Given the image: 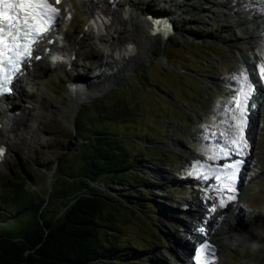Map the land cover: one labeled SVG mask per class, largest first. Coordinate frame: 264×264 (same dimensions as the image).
Segmentation results:
<instances>
[{
    "label": "rangeland",
    "instance_id": "374dc122",
    "mask_svg": "<svg viewBox=\"0 0 264 264\" xmlns=\"http://www.w3.org/2000/svg\"><path fill=\"white\" fill-rule=\"evenodd\" d=\"M83 12L76 6L73 18L60 22L56 47L62 45L65 50L56 53L57 69L49 71L48 61L42 62L41 79L35 82L32 77L25 85L26 93L13 100L17 111L32 106L28 124L42 123L41 135L34 139L29 135L13 137L11 149L0 163V178L14 177L19 171L33 189L47 197L45 218L61 217L67 210L64 204L69 202L65 200L63 204L59 192L70 190L79 169L76 162L79 147L90 142L91 133L82 130L80 125L83 127L93 120L100 126L108 120L106 128L120 136L127 153L132 158L139 155L145 159V163H139L138 173L147 186L133 191L147 196L141 203L152 206V215L134 210L126 198L130 193L127 187L124 190L103 182L89 186L94 192L133 208L134 213L126 211L125 216L119 217L115 238V243L127 251L131 247L146 250L133 264H182L176 244L186 234L175 230L174 221L167 218L184 212L178 206L184 207L192 200L208 205V199L215 200L216 212L222 209L221 205L232 208L237 214L235 224L244 227L259 249L248 243L238 249L214 250V255L211 251H202L201 257H194L191 264H201V261L205 264H264V107L259 115L257 140L252 143L254 159L246 182L245 175L240 185L232 182L230 169L226 167L231 164H215L211 160L215 151H209V142L217 138L213 133L221 130L217 120L220 108L235 99L232 96L234 78L243 79L231 72L239 68L238 63L246 69L248 63H242L243 57L256 61V56L237 50L231 54L221 43L201 44L219 35L217 25L208 24L202 31L194 30L198 33L195 42L158 44L150 59L143 60L130 78L82 105L73 122L65 121L63 116L72 89L70 81L77 76L89 78L103 62L104 50L91 40L93 35ZM192 26L201 30L197 23ZM260 65H264L263 56L258 67L251 66L256 74H262ZM256 74H253L255 79L261 81ZM34 77H40V72H35ZM39 89L45 93H40ZM45 100L49 104L45 108L48 116L39 120L40 109L46 107ZM123 110L126 113L118 116ZM78 133L79 139H76ZM223 150L221 146L218 149ZM243 189L247 192L242 196L239 193ZM79 194H73L69 201ZM32 220L30 217L23 222ZM23 222L19 224L20 229L25 225ZM205 232L200 231V235Z\"/></svg>",
    "mask_w": 264,
    "mask_h": 264
},
{
    "label": "bare ground",
    "instance_id": "6f19581e",
    "mask_svg": "<svg viewBox=\"0 0 264 264\" xmlns=\"http://www.w3.org/2000/svg\"><path fill=\"white\" fill-rule=\"evenodd\" d=\"M64 12L74 13L76 6L82 9L83 18L88 19V22L99 13H103L109 16L110 25L106 28V32L103 35H94L91 40L95 44L101 45L105 54L103 56V62L93 72L92 76L85 78L77 76L72 82V89L70 93V101L67 102V108L63 119L65 121L73 122L82 107L88 101L97 98L101 93L111 90L117 87L121 82L127 80L136 71L138 65L146 59H150L151 54L158 44L163 43H179L186 44L197 41L195 38L198 36L194 30L202 31L206 25H217L219 35L214 37V40H206L201 44L205 46H212L216 43H221L225 46L229 53L234 54L237 51L244 54H253L256 56L258 63L261 62V57H264V12L258 10L259 8L264 10V0H61ZM75 3V8L72 5ZM152 15H158L165 17L168 24L172 28V34L169 38L167 36H154L152 33V24L150 18ZM192 23L201 25L198 30L192 26ZM194 37V38H193ZM56 38V33H53L45 43L50 39ZM128 45H132V49L129 50ZM51 48L52 56H47V49ZM65 48L60 45L58 48L55 46H39L38 54L42 57H47V69L49 71L55 69L54 61L56 59V53ZM61 57V56H60ZM242 63H252V60L247 57H243ZM238 69H235L236 73L243 76V79L235 80V86L233 100H228L229 105H223L220 109V115L218 122L221 125V130L217 133H213L212 136H217L216 139L211 140L209 151L214 152V156L211 160L216 164L231 165L240 162L237 167L229 168V176L240 178V174H246L250 172V167L254 159L252 143L257 140L258 128L260 125V111H256L258 116V122L251 124L243 123L242 135L249 144V147L237 149L236 145L231 141L237 138V129L235 125L238 123L233 116H236L238 109L235 106L236 98L245 93L247 90L246 85L251 82L264 97V78L262 74H258L261 81H257L253 74H256L252 69L248 72L240 63L237 64ZM46 67V64H45ZM38 68L40 77L32 76L34 70ZM44 66L42 62L35 63L31 68L29 65L26 67L27 75L19 77L17 83L16 96L7 98L10 100L8 103V110L0 114V148H5L6 154L10 151L13 143V137H21L25 135L31 136L33 139L36 136L41 135L40 126L42 123H38L37 126L28 124V116L32 111V106L29 109L25 108L21 111H17L15 102L18 97L20 98L26 93L25 85L28 80L33 77V81H39L41 75H43ZM232 70V69H231ZM234 71V70H233ZM38 72V73H39ZM248 76V81L245 82L244 76ZM233 77L235 76L232 74ZM257 75V74H256ZM43 78V77H42ZM251 91V89H249ZM44 94L42 89L38 90ZM251 93H254L251 91ZM32 104V103H31ZM258 104L262 103L258 101ZM45 106L39 111V120H43L48 116V102L45 100ZM11 106V107H10ZM249 108H253L252 103L248 105ZM255 109V108H254ZM35 110V109H34ZM258 126V127H257ZM255 129L257 131H255ZM219 144V145H217ZM221 147L223 151H218ZM250 148V151H249ZM217 151V152H216ZM227 153V154H225ZM6 156V155H5ZM227 166V165H226ZM248 189L250 187H247ZM247 189V190H248ZM246 190H240L239 194H246ZM209 204L200 203L196 200H192L186 204V206H178L179 209L184 212L175 214L170 219L175 224L178 223V219L182 222V227H185L186 232L196 235L195 238L184 235L177 241V248L179 257L182 264H191L194 257L200 258L202 255V249L204 245L211 246V249L225 250L227 248L238 249L244 245L251 243L255 248L259 249V246L252 243L250 234H246L244 227L237 226L234 222L237 214L229 206H222L218 212L214 211L213 206L215 200L208 199ZM235 203V202H233ZM238 203V202H237ZM238 203L237 205H239ZM205 211V213L203 212ZM235 210V209H234ZM180 214V215H179ZM185 216V217H184ZM234 216V218H233ZM177 219V220H176ZM201 221L207 229L198 227L197 222ZM206 222V225L204 224ZM185 222V223H184ZM164 227L168 230V226L164 224ZM240 225V224H239ZM228 226V228H226ZM173 228L178 229L173 225ZM170 229V228H169ZM200 230L205 233L200 235ZM176 241V240H175ZM187 242L183 243V242ZM181 244V245H180ZM200 246V247H198ZM197 250V252L195 251ZM195 252V255H194Z\"/></svg>",
    "mask_w": 264,
    "mask_h": 264
},
{
    "label": "trees",
    "instance_id": "16d2710c",
    "mask_svg": "<svg viewBox=\"0 0 264 264\" xmlns=\"http://www.w3.org/2000/svg\"><path fill=\"white\" fill-rule=\"evenodd\" d=\"M122 101L125 103L123 98ZM124 113L123 110L117 115ZM105 121L100 126L93 120L80 125L91 133L90 142L79 147V169L70 190L59 192L63 204L65 200L69 202L64 204L67 210L61 217L45 218L47 197L33 189L19 171L14 177L0 178V264H133L138 255H145L142 248L131 247L127 251L115 243L119 217L125 216L126 211L152 215V206L141 203L147 196L133 191L147 186L138 173V165L145 159L139 155L132 158L120 136L106 128L110 121ZM78 136L79 133L76 139ZM100 182L130 189L126 198L135 209L120 205L89 186ZM75 193L80 194L69 201ZM30 217L32 221L23 222ZM22 222L25 225L20 229Z\"/></svg>",
    "mask_w": 264,
    "mask_h": 264
},
{
    "label": "snow or ice",
    "instance_id": "6c2138e0",
    "mask_svg": "<svg viewBox=\"0 0 264 264\" xmlns=\"http://www.w3.org/2000/svg\"><path fill=\"white\" fill-rule=\"evenodd\" d=\"M61 3V0H0V5H4V10L0 11V74L3 73L4 63L12 65L13 69L18 68L17 61L12 57L4 58V51H15L16 56L20 57L19 51L21 45L18 40L23 37L24 39L31 38V43H36L38 38L42 37L44 33L48 31L47 25L53 23L59 16L60 9L55 7ZM39 19L42 26L37 27L34 20ZM8 39L11 42V48L4 41ZM31 54L29 44L23 45V55L27 56ZM262 78H264V65H260ZM245 82L248 81V76H244ZM11 83V76L0 75V94L9 91L8 85ZM242 95L247 99L248 93L242 92ZM236 108L239 110V117L233 116V119H237L238 123L235 125L237 129V138L231 141L236 145L237 149L243 150V148L249 147L248 142L242 135L243 132V116L245 112L243 101H236ZM241 145L243 148H241ZM4 149L0 148V155L3 154ZM227 154V153H225ZM240 162L234 165H227L226 167L235 168ZM235 173L233 172V176ZM235 191V189H229ZM229 199H235V197H229ZM223 204V202H221ZM202 251H211L214 255V250L211 246L204 245ZM201 264H205L201 261Z\"/></svg>",
    "mask_w": 264,
    "mask_h": 264
}]
</instances>
